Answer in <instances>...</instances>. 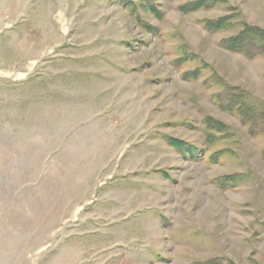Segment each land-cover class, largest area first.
<instances>
[{"label": "rangeland", "instance_id": "obj_1", "mask_svg": "<svg viewBox=\"0 0 264 264\" xmlns=\"http://www.w3.org/2000/svg\"><path fill=\"white\" fill-rule=\"evenodd\" d=\"M187 1L0 0V264H264V0Z\"/></svg>", "mask_w": 264, "mask_h": 264}, {"label": "trees", "instance_id": "obj_2", "mask_svg": "<svg viewBox=\"0 0 264 264\" xmlns=\"http://www.w3.org/2000/svg\"><path fill=\"white\" fill-rule=\"evenodd\" d=\"M219 1L222 0H189L184 3L183 9L196 10L198 8L210 7L217 4ZM230 24L231 19L229 17H223L215 21H205V26L212 31L220 30ZM257 36L263 38L264 30L257 26H252L250 24L244 23L243 29L237 35H235L234 37L223 39L221 41V44L222 46L230 50L240 51L248 57L264 55V44H260L259 42H257ZM236 93L229 94L227 97H229L230 100H225L223 103L229 104V102L232 101L233 107L232 109L229 108L231 109V111L237 112L241 114V116L249 117L251 120L255 121L254 119H257L259 114L255 113L256 111H254L252 108L251 109L253 111H250V108L247 107V104H245L243 92H240L238 94ZM173 144H175L177 148L190 150L189 148H187L188 145H184L182 141H174Z\"/></svg>", "mask_w": 264, "mask_h": 264}]
</instances>
